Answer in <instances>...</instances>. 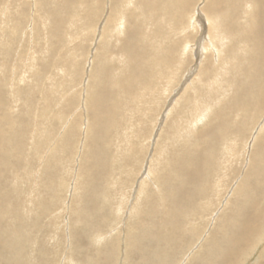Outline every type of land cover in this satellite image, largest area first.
<instances>
[{"label":"rangeland","instance_id":"rangeland-1","mask_svg":"<svg viewBox=\"0 0 264 264\" xmlns=\"http://www.w3.org/2000/svg\"><path fill=\"white\" fill-rule=\"evenodd\" d=\"M54 1L58 2V0H54ZM75 1L78 2V0H72V2H75ZM37 2H39V0H0V53H1V56H0V98L2 96V98L0 99V102H1L0 111L3 110V105L7 103V101L9 100L13 101L11 105L12 107H14V110H15L14 112L18 111L17 113H20V112L23 113L22 114L23 118L21 117L19 118L21 119L22 124H27L24 128L25 129L32 128V125H30L31 123L28 122L30 113L27 111V106L29 105L32 106L31 103H33V101L31 102L29 100V96L31 95L36 96V98L38 99H35L33 103V108H34L33 114H34V117L37 119L38 124H36V130L35 129L33 130L36 132V135L34 136L36 140L38 139V137L40 140H42V144L38 146L40 149V153H39L41 155V156L39 155L40 158L35 157L34 154H31V152L27 148L25 149V152L23 151L20 152V154H23L21 157L19 156V159H18V163L19 162L21 163L20 164L21 167L24 168L26 166V167H29V169H32V167L34 166L33 167L34 170H32L33 172H30L31 174H29V176H25L23 173L24 171L20 173V176L17 180L15 177L7 173H6L7 177L5 176L6 175L5 173H2V177L0 176V182H1L0 188H2V185L4 187L5 185L9 186L8 187L9 190L7 189L8 192H4L2 189L0 191V198H2L0 200V209H1L0 210V221H1L0 222V249H1L0 250V264H26V262L23 261L24 258L26 260H29L27 261V264H34L36 262L38 264L40 263L49 264L50 262L51 264H167V262H169L168 264H171V263L172 264H194L195 262H196L195 264H202V262L205 261V256L207 254V250L205 251V253H202V249H203L202 247H204L203 246L204 243L208 240V244H209V242L211 241L210 244L211 243L213 244L211 248V253L218 251V242H219L218 237H219L221 228L223 227V222H222L223 217L224 215L233 216V212L237 211L236 208L240 207L241 199L234 202L235 207L231 210V212H230V209L227 208V205L229 204L230 200L234 201V199L236 198L235 190L237 189V186L243 179L242 178L243 175L246 173L248 169L249 157L253 149L252 147L256 141L255 139L257 138L258 135L261 136L264 133V111L259 116V118H258V115L255 117L256 119L258 118L255 123H253L255 121L254 119L252 120L251 126L247 127L248 130L250 129V131L245 134L244 139H243L244 143L242 144V149L245 152V154L243 153L244 154L243 155L241 153V158L238 161H234L233 159H230L228 164L226 162H223L222 164H220L218 161H216L213 167H209L205 169L204 171H202L201 170V166H202L201 160L202 159L199 157L198 154H197L198 155L197 157L198 159H197L195 155H191V154L188 155V153L186 152L184 153L183 147L178 149L179 153H176V155L180 158H183V157L185 158L183 165L186 169L182 172L187 173L188 176H191L192 172L193 174L196 171L199 173V177H200V178L198 177V182L200 186L199 188H201L202 184L204 185V187L207 188L209 198L204 199V202L206 204L212 205V209H211L212 211L209 210L210 212L205 213L203 212V210L205 209L204 207L197 206L198 213L195 214L196 207L194 205L201 199L198 196L194 197L193 199L190 197L191 199L188 202L186 200L182 202L181 199L176 198V199H179L178 205L180 208H177L176 206L172 207V204H170L171 198L168 197L162 203L161 202L157 203L155 200L151 204V206L155 205L156 203L157 205L160 203L161 204L159 208L158 207L154 208L156 206L155 205L152 208L153 212H151L150 214L147 210L149 203L148 201L145 203V201L146 199L147 200L153 199L152 194L157 193L158 190L156 189L155 182H152V181L149 182V180L146 179L148 168H150L151 164L153 166L154 165L159 166L158 162H164L161 156L162 157L164 156L166 158L168 154H170V156L172 154H175L169 151V149L166 150L167 147H164L166 144L164 141H166V139L168 138L167 136L173 130V127L177 128V125L182 124L177 120L178 115L176 116L175 111H172V109L177 111V105H175L176 102L174 104L172 103L173 105L172 104L169 105L168 103L169 97L167 96L168 94L167 88H169V86L167 85V83H164V82L161 83L159 86L158 93L160 91L159 94L163 95L164 92L166 91V94H164L163 97L161 96L159 99L160 106L158 108L159 110L157 109L158 112L157 110L153 111V107L150 106V103H151V101H149L150 98H148L147 102L145 101V99L148 96L147 94L144 95L145 93L144 90L140 89L139 90L140 93H138L139 96L136 94L137 96L136 98L135 93H137L138 88L128 89L127 87L123 89L124 92L122 90L113 91L114 88L108 87L106 89V96L100 97L102 101L100 99L99 101L97 100L98 101L97 104L92 105V107H94V109H92L91 105L89 104L91 103V98H90L89 93L86 94V91L90 92L89 86L93 85L92 74L97 70L98 68L97 65L99 63H103V65L110 64L112 69L109 70L110 72H108L107 74L108 76H110V73L112 75L114 74V71L116 69V68H113L112 66L114 64L119 65L121 68H124L125 70L129 71L131 70L130 66L132 65V64H129L130 60H128L129 62L127 61L129 54L127 56L125 54V60H124V56H121V54L119 55L114 54L113 63H111L110 59H108L107 62L98 60L97 58V54L99 53L98 51L99 49L103 47L101 44V36L104 30L102 29L103 28L102 24H104V19H102V17H100V19L97 20L96 22L93 20L83 19L81 20V22L76 23V22H73L71 19V16L68 15V17L65 20L64 27L62 24L60 28L61 35L59 34V36H62V38L59 37V39H57L55 42L52 41L51 39V43L54 46V49L52 48L49 49L48 42L44 35L45 32L43 30L48 31V29L51 28V25L48 26V21L47 19H45L46 17H44L45 13L40 11V8H39V5L41 3L39 2L38 3L39 5H38ZM79 2H81L80 3L81 6H79V4H76L77 6L76 9L83 10V0H79ZM207 2L208 0H198V1L195 0L194 6L191 8L188 14L190 17L187 16L188 23H189L190 18H192L193 19L192 21L194 22V23L193 22L189 23V26L187 25L188 27L187 32L191 33L192 37H195L193 38L194 42L192 41L189 43V45H191L190 46L191 49L190 51H188V57L190 58V59L188 58L190 60L189 67L196 65V64L202 65L205 62L204 61L205 58L203 54L207 56L208 52L211 53L210 50L208 51L207 49H203L204 44H206L207 40H209L208 34H207V31H208L207 23L210 22L209 20L210 17H209V13L205 9V5L207 4ZM130 5L131 6L128 7V10L134 9L136 10L137 14L140 15L141 7H142L141 3L138 2L137 0H133L132 4ZM52 6L54 7V4ZM40 7H41V10L46 11V9L44 7L42 8L41 5ZM249 7L250 5L249 6L244 5L243 7L244 10L241 14L242 17L239 16L240 20L241 18L244 19L245 17H247L246 14L251 10L250 9L251 7L250 8ZM50 11H52V9H50ZM244 12H246L245 14L246 16L244 15ZM17 13H19V18H20V15L25 17L23 18V21H22V23H24L23 30L13 32L12 24L16 22ZM32 19L34 20L32 21ZM198 19L200 20L198 21ZM57 22L58 24H60L59 20H57ZM85 24L88 25L87 29L83 27V25ZM91 25H93V28H92L93 31L92 30L89 31V27ZM191 27L193 28L194 32L191 31L192 30ZM150 31L151 30L149 27V30L146 32L149 33ZM18 32H19V36H17ZM72 33L74 37L73 39L70 38V35H72ZM206 35H207V39H206ZM9 38H11L10 42H7L6 44V41ZM38 38L40 39L38 40ZM125 39H126V34L124 33L121 42L124 41ZM133 41L134 39H132V42ZM199 42L201 43L200 49H203L200 51V54L198 52L199 49L197 50V44ZM22 43L23 44L25 43V45L26 44L27 45L26 46L22 45ZM5 46L10 50V52L5 55L6 57L2 55V49ZM204 50L206 52H203ZM49 51L51 52V54ZM9 54L10 56H8ZM42 60H43V64L41 62ZM5 62H6V66H5ZM17 69L21 71V72L19 71V74L17 72H16L17 74L15 73ZM47 70H49L48 71L49 73L46 72ZM199 70L202 71L203 66H201V69ZM36 72L37 73L39 72L38 74L39 76L36 75L37 74ZM51 76H52V79H51ZM7 77L9 81H14V84L18 85L20 89L23 91V94H25L26 96L25 97L26 105L24 104V106H21L20 102L22 100H19L21 99V97L19 95H15L14 91L10 90L9 84L7 86L5 85L4 87L3 81ZM37 77H39V79ZM190 80H192V78ZM58 81L60 83H58ZM181 83H182V80L179 79L174 89V92L171 93L170 96L175 94V91L177 90L179 91ZM86 84L88 85V87L86 86ZM16 85L14 86L16 87ZM85 87H87L88 90H86ZM117 92H120V93H117ZM12 93L15 95V98L13 99H12L13 97ZM98 93L99 91L95 94H98ZM176 93L177 94L175 95L177 99H180V97L183 96L181 95L182 94L181 91H179V93L178 92ZM225 94H228V92L226 91ZM94 96L95 95L93 94V97H92L93 99H94ZM3 97H5L6 100H4ZM23 97L24 96H22V99ZM130 97L132 98V100L129 101V103L127 104L128 106L127 108H124L123 110L120 109L117 111L114 109L115 102L118 104L120 103L123 104L124 98L127 99ZM164 97L167 99L166 102H164ZM58 98L60 99V101ZM14 100H17L16 103L14 102ZM73 100H74V103H73ZM162 100L163 102H161ZM96 105H101L102 108L100 106V110L98 109L96 110V108H98ZM103 107L105 108L107 107V108L104 109ZM169 107L171 111L169 110ZM61 108L63 109L61 110ZM213 111H215V107L213 108ZM95 112H97V115ZM167 113H169L168 114L169 116L167 115ZM0 115L1 116L3 115V111L0 112ZM4 116H6V114H4ZM108 116H110L112 119L114 118V120L105 119V118H108ZM122 117L126 121L124 123L125 125L121 123ZM174 118L176 119V121L174 120ZM205 121L207 120L203 119L200 121L198 118V121L196 120L195 122L197 126L196 125L193 127L190 125L188 126L187 130L192 132L191 138L193 140L194 145L187 144L186 146H189V148L187 147L189 150H187L185 146V150L187 152L192 153L191 151L195 149L196 147L195 145L196 143L194 141L195 133L197 135L200 134L199 129H201V125L202 126L205 125ZM163 122L167 125H165ZM89 125L91 126V128L89 127ZM172 125L174 126L172 127ZM18 128L22 129V126ZM70 128L73 129V131ZM202 128H205V127H202ZM182 129H184V127H182ZM89 130H91L92 132L91 134L89 133ZM95 130H97V132ZM106 130L109 131L108 136L113 141L111 145L108 144V140L106 141L104 140L105 138L104 134ZM167 130L170 131L168 132L169 134L167 133ZM210 130H211V127L209 128V131ZM11 133L16 135L21 132H17V130L15 131L14 129H12ZM139 133L141 134L140 137H139ZM88 134L90 137L88 136ZM100 135L104 136V138L100 137ZM119 135H121L120 137L126 136V140L120 139V137H118ZM49 136L51 137L50 139L51 142H49L50 140H48L50 138ZM92 136H95V137H92ZM158 136H160V139L162 141L158 138ZM17 138H21V137H17ZM45 138L47 139L45 140ZM146 138L148 139L146 140ZM52 139L54 140L52 141ZM55 140L59 144L55 142ZM46 141L49 143H47ZM64 141L67 142V146H65L66 144L64 143ZM158 142L159 144H157ZM124 143H126L125 144L126 146L124 145ZM58 145H62L63 147H59ZM106 145H110V146L106 147ZM127 145H130V146H127ZM154 145L157 147H155ZM128 147L130 148L128 149ZM60 148L62 150H60ZM51 153L53 155H51ZM222 153H217L218 155L217 158L222 159L223 161H226L225 154L223 151ZM119 154H122L123 157L122 158L117 157ZM90 155L92 157H90ZM155 155L157 156L154 157ZM42 157H44V159H41ZM110 157L118 161L121 159L120 161L122 162V164L118 166V164L120 163L117 164L114 161L109 162L108 160H110L109 159ZM160 158H161V161H160ZM194 158H196V160H194ZM46 161L49 162L48 166L44 165ZM216 163L220 164L219 167L217 166L218 169L215 168ZM257 163H259L258 158L256 160V164ZM39 164L41 165V167L39 166ZM123 166H127V168L133 167V172L134 171L136 172L133 175H130V174L127 175V173L124 172L125 170ZM231 166L233 167L235 172L229 176L227 167H231ZM255 168H256V165H255ZM214 169L217 171H215ZM34 172L36 173L38 172L39 174L38 177L32 176L34 175ZM52 172L53 174L55 173L56 174L51 176ZM257 172L259 174V171ZM176 173L177 172H174L173 174H176ZM178 173L181 174L180 171ZM9 175L13 179L10 178V180H8ZM56 177H57V181L55 180ZM212 177L214 181L212 180ZM23 178H24V181H23ZM37 178L40 180V182L38 181ZM190 180H192V178H190ZM204 180H206L207 182H204ZM19 182L20 184H18ZM26 184H28L29 186H26ZM43 185L45 188H43ZM173 186H176V185H173ZM29 187H33V188H29ZM37 187H39V190L34 189ZM259 187L260 186H256L255 188H259ZM22 188H23V191H22ZM41 188L44 190H41ZM15 189H16V193L14 192ZM32 189H34L36 192L29 193L30 191H34ZM162 189L161 191H163ZM24 190L25 191L27 190V191L26 193H24L25 195L23 197V192H25ZM47 190L50 191L51 193L47 192ZM219 191L222 193V195H220L221 193ZM257 191L259 192V194L256 193V195L260 198V200L263 199L259 203L260 207H258V210L261 208L263 209V212H262L263 222L260 223L261 227L259 229V231L262 232V236H261L262 238L264 236V198H263L264 192H262V190H257ZM12 192L16 194L15 198L17 197V194H19L17 197L18 200H14V204H13L14 195ZM27 192L30 195L29 194L27 195ZM6 193L8 195H6L5 197ZM101 193L102 195H100ZM187 194L190 195V192H188ZM44 195H45V198H44ZM10 198L11 199L13 198V199L11 200ZM22 198L24 199V202ZM180 198L182 197L180 196ZM5 199L7 201H5ZM30 199L31 201L32 200L33 201L31 202ZM25 201H28L29 203L28 202L26 203ZM72 202L76 205H74ZM6 203H10V205L12 203L13 209L11 208L10 211H7L4 206V204L6 205ZM184 203L186 204V206L188 207L190 206L189 210L193 214L186 213L190 211H186L185 208L183 210ZM143 205L146 209L145 210L146 215L148 214L149 217H152V216L154 218L156 217V219H154L153 220L154 223L151 224V221H148V219L145 218L144 219L145 226L137 230L136 228H134V225H133V222H135L133 220L134 219L133 217H134V213L136 212V209L139 210L138 207H141ZM16 207L19 208V211L15 210ZM32 207L34 209H36L35 207H37V210H33ZM85 207L86 208L89 207V209L87 208L86 210ZM2 208L5 210H2ZM70 208H72L73 211L72 209L70 210ZM173 209L179 210V211L174 210L176 213V216L174 217V219L171 216V210ZM246 211L249 213L251 212V210L249 209ZM20 212L22 213V215ZM50 212H51V215H50ZM93 212L95 214H93ZM106 212H108V214ZM166 212L169 213L167 216L164 214ZM227 212H230V214ZM242 212L243 211H241L240 213L237 212L235 214V216H237V220L241 221L240 223L241 227H242V221L243 219H245V216H246ZM101 213L103 214L101 215ZM15 214L18 215L17 216L19 218L18 220L12 219ZM33 214H34V217H33ZM23 215L27 216L28 218L26 217L27 219H25V216ZM35 217H37L38 219ZM54 218L57 222L54 220ZM28 219L30 222L28 221ZM32 219H34L35 221L33 222ZM102 219L105 220L103 223H101V221H103ZM22 220L26 222L25 227L21 226ZM48 220H51V221H48ZM59 220L61 223H58ZM70 220L71 221L73 220V221L71 222ZM67 222L70 224H68ZM17 223L20 224L23 230H21V228L18 229L17 225H16L17 228L14 227L13 229L15 230L18 229L16 233L17 232H18L17 234L21 233L24 236H19V235L13 236L12 234L14 232L13 233H11V231L7 232L8 227L12 228L13 225ZM39 223L41 225H39ZM56 223L58 225H56ZM176 223H177V226L179 227L185 226V230L183 231L177 230L178 227H175ZM1 226L5 228H2ZM2 230L4 232H1ZM47 230L48 231L52 230V234H51L52 237L47 236V233H48ZM55 231L57 234L55 233ZM235 234H237V231H235ZM259 237L257 238L256 235H254L253 240H251V242L249 241L250 245L248 247H246L248 243L244 244L245 250H243V253L244 255H247L248 257L245 258L246 259L245 260L243 258L244 256L243 255L242 258L239 259L238 263H235V264H258L263 260L264 258V237L262 238V241H261V238ZM23 238L27 239L26 244L23 248L24 250L28 252L26 255L20 254L22 255V257H15V259L13 260V255L10 251L11 245L13 244L14 246L16 245V251H17L18 246L22 248L19 245L20 242L18 240L19 239L22 240ZM48 241H50L51 243ZM47 243H49L50 245L49 244L47 245ZM8 245H10L9 251H7L9 247ZM255 245H258V246H255ZM37 248L40 251H37ZM94 248L98 249L99 253L94 255V252L96 250V249L93 250ZM72 249H73V252L71 251ZM251 249H254V250H251ZM34 250L35 252L37 251L39 258L36 257L35 259H31V256L29 253L34 252ZM56 250H59V251H56ZM168 251L170 253H168ZM172 252L174 256H170V255H173ZM136 254L138 255V257ZM218 254H220V252ZM224 254H226V252L223 251L222 256ZM8 257H10V259L12 260L11 261L9 260L10 262L8 261L7 263H5L6 260L9 259ZM91 257H93L92 259L96 260L97 263L89 262V259ZM192 257H193V260H192ZM50 258L52 259L50 260Z\"/></svg>","mask_w":264,"mask_h":264},{"label":"bare ground","instance_id":"bare-ground-1","mask_svg":"<svg viewBox=\"0 0 264 264\" xmlns=\"http://www.w3.org/2000/svg\"><path fill=\"white\" fill-rule=\"evenodd\" d=\"M137 1L140 2L142 5L140 15H138L136 10H134V9L128 10V7L131 6L130 4H132L133 0H83V10L76 9V7H77L76 4H79V6H81V4H80L81 2H79V0H78V2L77 1L72 2V0H58V2H56L54 0H39V2L41 3L40 5L42 6V8L44 7L46 9V11L41 10L40 5L38 4L39 2H37V4L39 5L40 11L45 13L44 17H46L45 19H47V21H48V26L51 25V28H49V29L47 28L48 31L43 30L45 32L44 35H45V38L48 42L49 49L50 48L54 49V46L51 43V39H52V41L55 42L57 39H59V37L62 38V36H59V34L61 35V33H60L61 25L63 24V27H64L65 20L68 17V15H70L72 21L76 22V23L81 22V20H83V19L93 20L95 22L97 20H99L100 17H102V19H104V24H102L103 25L102 29H104V30H103V33L101 36V44L103 47L101 46L102 48L99 49V51H98L99 52L97 54L98 60H100V61L102 60L104 62H107L108 59H110L111 63H113L114 54L115 55L121 54V56H124V60H125V54H126V56L129 54L127 61L130 60V62L129 61L128 62H129V64H132L130 66L131 70H129V71L125 70L124 68H121L119 65L114 64V65H112L113 68H116L114 71V74L112 75L110 73V76H108L107 74H108V72H110L109 70L112 69L110 64H104L103 65V63H99L97 65V67H98L97 70L92 74L93 85H90L91 84L90 83L89 84L90 85L89 86L90 92L86 91V94L89 93L90 98H91V103H89L91 105V107H92V105L97 104L100 97L106 96V89L108 87L114 88L113 91H115V90L121 91L122 90L123 92H124L123 89L125 87H127L128 89L129 88L130 89L138 88V91H137V93H135V96H136V94L138 95V93H140L139 92L140 89L144 90L145 91L144 95L147 94V96H148L145 99V101L147 102L148 98H150L149 99V101H151L150 106H152L153 111H155L160 106V104H159L160 97L161 96L163 97V95L166 94L165 90H164L165 92L163 95L159 94L160 91L158 93L159 86L163 82L167 83V85L169 86V88H167V90H168L167 96L169 97L168 103L170 105V104H172V103L174 104L176 102L175 105H177V111L173 110V109H172V111H175L176 116L178 115L177 120L182 124L177 125V128H174L173 127L174 125H172L173 130L171 132L167 130V133L170 132V134L168 133L169 135L167 136L168 138L166 139L167 142L164 141L166 143V144L164 143L165 144L164 147H167L166 150L169 149V151H171L172 153H175V154H172L171 156H170V154H168L166 158L164 156L163 157L161 156V158L163 159L164 162H158L159 166H155V165L153 166L151 164L150 168H148V172L146 174L147 175L146 179L149 180V182H151V181L155 182L156 189L158 190V192L152 194L153 199H150V198H149L150 200L146 199L145 203L147 201L149 203L147 210L151 214V212H153L152 208L155 205L156 206L154 208H156V207L159 208L160 204L163 201H165V199L168 197L171 198L170 204H172V207L176 206L177 208H180L178 205L179 199H181L182 202H184V200H186L188 202L191 198L193 199L194 197L198 196L201 199H200V201H198L194 205L196 207L195 208V214L198 213L197 206L204 207L205 209L203 210V212L208 213V212L212 211L211 210L212 205L206 204L204 202V199L209 198L207 188L204 187L203 184L201 185V188H199L200 187L199 182H198L199 173L196 170H195L196 172L194 174L192 172L191 176H188L187 173L182 172L186 169L183 165L185 158L184 157L183 158L178 157L176 155V153H179L178 149L183 147L184 153L186 152V153H188V155H190V154L195 155L196 158L199 155V157L202 159L201 160L202 161V163H201L202 164V166H201L202 171H204L205 169H207L209 167H213L215 165L216 161H218L220 164H222L223 162H226L228 164L230 159H233L234 161H238L241 158V153L245 154V152L242 149V144L244 143L243 139H244L245 134L250 131V129L248 130L247 127L251 126L252 120H254V119H255V121L253 123H255L257 121V119L259 118V116L264 111V0H208L207 4L205 5V9L209 13V17H210L209 18L210 22L207 23L208 24L207 25L208 31L206 30L209 40H207L206 44L203 43L204 44L203 49H207L208 51L210 50L211 53L208 52L209 55L207 54V56L205 54H203L204 58H205V60L204 59L203 60L205 62L202 65L196 64V65H193L191 67H189V61H190L189 59L190 58L188 57V51H190V49H191L190 48L191 45H189V43L192 42L193 38H195V37H192V34L187 32V29H188L187 25L189 26V23L193 22L192 21L193 19L190 18L189 23H188L187 22L188 21L187 16H189L188 14H189L191 8L194 6L195 0H137ZM53 4H54V7L52 6ZM244 5H248V6L250 5L251 8L250 7L249 8L251 10L247 14H246V12H244V15L246 14L247 17H245L244 19L241 18V20H240L239 16H241V14L244 10V8H243ZM49 7H50V9H52V11H50ZM192 11H193V9H192ZM206 16H207V14H206ZM16 17H17L16 22L14 24H12L13 32L23 30V24L24 23H22V21H23V18H25V17L20 15V18H19V13H17ZM33 20L34 19H32V21ZM57 20H59L60 24H58ZM199 20L200 19H198V21ZM148 25H149L150 30H151L149 33L146 32L149 30ZM83 27L87 29L88 25L85 24V25H83ZM146 27H147V29H146ZM92 28H93V25H91L89 27V31H91ZM191 29H192L191 31H193L192 27H191ZM196 32H197V30H196ZM124 33L126 34V39L121 42ZM33 34H35V33H33ZM17 36H19V32H18ZM70 38L71 39L74 38L73 33H72V35H70ZM10 39L11 38H9L6 41V44H7V42H10ZM39 39L40 38H38V40ZM132 39H134L133 42H132ZM206 39H207V35H206ZM65 44H66V42H65ZM22 45H25V43L24 44L22 43ZM58 47H59V45H58ZM200 48H201V43L199 42L197 44V50L199 49L198 50L199 54H200V51L203 50ZM9 52H10V50L6 46L2 49V55L4 57H6L5 55ZM101 52H102V54H101ZM203 52H206V51L204 50ZM50 54H51V52H50ZM0 56H1V53H0ZM8 56H10V54ZM22 58H23V56H22ZM41 62L43 64V60ZM5 66H6V62H5ZM125 66H127V65H125ZM201 66H203L202 71L199 70V69H201ZM19 71L20 70L17 69L15 71V73L17 72L19 74ZM48 71L49 70H47L46 72H48ZM38 74H39V72L36 75L39 76ZM37 78L39 79V77H37ZM191 78H192V80H190ZM6 79L3 81L4 87H5V85L7 86L9 84L10 90L14 91L15 95H19L21 97V99H19V100H22L20 103H21V106H24V104L26 102L25 101V97H26L25 94H23V91L20 89V87L18 85L14 84V81H9L8 77ZM23 79H25V78H23ZM51 79H52V76H51ZM179 79L182 80L179 91H181L182 94L181 93L180 94L183 96H181L180 99H177L175 94H177L176 92L179 93L178 90L175 91V94H173L172 96H170V94L174 92V89H175L176 84L178 83ZM5 81H7V82H5ZM58 83H60V82L58 81ZM14 85H16V87ZM86 86L88 87L87 84H86ZM87 87H85L86 90H88ZM98 91H99V93L95 94ZM226 91L228 92V94H225ZM45 92H47V91H45ZM53 92H54V90H53ZM83 92H85V91H83ZM92 92L95 95L94 99L92 98L93 97ZM117 93H120V92H117ZM37 94H39V93H37ZM15 95L13 94L12 99L15 98ZM22 96H24L23 99H22ZM1 98H2V96H1ZM3 98H4V100H6L5 97H3ZM85 98H87V97H85ZM136 98H137V96H136ZM35 99H38V98H36V96H34V95L29 96V100L31 102L33 101V103H34ZM131 100H132V98L130 97L127 99L124 98L123 104H121V103L118 104L115 102L114 109L117 111L120 109L123 110L124 108H127L128 107L127 104ZM16 101L17 100H14L15 103H16ZM59 101H60V99H59ZM83 101H85V100H83ZM166 101H167V99L164 97V102H166ZM12 102L13 101L9 100V101H7V103H5L3 105V110H1V111H3V115L2 116L0 115V124H1L0 125L1 126L0 127V176L2 177V173H5V174L7 173V174H10L11 176L15 177L17 180L22 171H24L23 173L25 176H29V174H31L30 172H33L32 170H34V168H33L34 166L32 167V169H29V167H26V166L24 168L21 167V165H20L21 163L20 162L18 163V159H19V156L21 157L23 154H20V152L21 151L25 152V149L27 148L31 152V154H34L35 157L40 158L41 155L39 154L40 149L38 146H40L42 144V140H40L39 137L36 140V138L34 137L36 135V132L33 129L36 130V124H38V123H37V119L34 117V114H33V109H34L33 103H31L32 106H30V105L27 106V111L30 113L29 118H28L29 119L28 122L31 123L30 125H32V128L25 129L24 127L27 124H22L21 119L19 118V117L23 118L22 117L23 113H21V112L17 113L18 111L14 112L15 111L14 107H12V105H11ZM161 102H163V100ZM68 103H69V101H68ZM73 103H74V100H73ZM111 103H112V101H111ZM0 104H1V102H0ZM162 104H164V103H162ZM4 106H5V108H4ZM17 106H18V104H17ZM69 106H70V104H69ZM96 106L98 107V108L95 107L96 110L97 109L100 110L101 105H96ZM214 107H215V111H213ZM85 108H87V107H85ZM101 108H102V106H101ZM103 108L106 109L107 107L106 108L103 107ZM62 109L63 108H61V110ZM92 109H94V107H92ZM158 110H157V112H158ZM169 110H170V107H169ZM67 112H69V111H67ZM95 113L97 115V112H95ZM160 113H161V111H160ZM4 114H6V116H4ZM107 114H108V112H107ZM168 114L169 113H167V115ZM154 115H156V114H154ZM257 115H258V118L256 119L255 117ZM148 117H149V115H148ZM171 118H173V117H171ZM175 118H174V120L176 121ZM198 118L200 121L203 119H206L207 121H205L204 126L201 125V129H199L200 134L197 135L195 133V137L193 135V137L195 139L194 141L196 143L195 144L196 147L193 151H191L192 153H189L185 150V146L187 144L194 145V143H193V140L191 138L192 132L188 131L187 128L189 125L192 127L195 126L196 125L195 122H196V120L198 121ZM105 119H112V118L110 116H108V118H105ZM112 120H114V118ZM121 120H122L121 123H123V124L126 122L125 119H123V117ZM103 121H104V119H103ZM105 125H107V124H105ZM165 125H167V124H165ZM20 126H22V129L18 128ZM108 126H109V124H108ZM168 126H170V125H168ZM89 127L91 128L90 125H89ZM182 127H184V129H186V130L182 129ZM202 127H205V128H202ZM210 127H211V130L209 131ZM12 129H14L15 131L17 130V132H21V133H18L15 135V134L11 133ZM176 129H178V130H176ZM71 130L73 131V129H71ZM98 130H100V129H98ZM46 131H48V130H46ZM49 131H50V129H49ZM95 131L97 132V130H95ZM146 132H148V131H146ZM89 133L90 134L92 133L91 130H89ZM44 134H45V132H44ZM49 134H50V132H49ZM104 135H105V138L102 135H100V137H103L105 141L108 140V144L111 145L113 141L108 136L109 131L106 130ZM140 135L141 134L139 133V137H140ZM50 136H52V135H50ZM88 136H89V134H88ZM95 136H92V137H95ZM120 136L121 135H119L118 137H120ZM17 137H21V138H17ZM158 138L160 139V136H158ZM46 139L47 138H45V140ZM50 139H51V137L48 140H50ZM120 139L126 140V136H122V137H120ZM147 139L148 138H146V140ZM12 140H14V141H12ZM53 140L54 139H52V141ZM91 140H93V139H91ZM97 140H99V139H97ZM255 140L256 141L252 147L253 149H252V152H251L250 157H249L248 169H247L246 173L243 175V177H242L243 179L241 180V182L237 186V189L235 190V197L236 198L233 197V198H235L234 201L230 200L231 202L229 201V204L227 205V208L230 209V212H231V210L235 207L234 202L241 199L240 207L236 208L237 211L233 212V216L232 215L231 216L224 215L223 221H222L223 227L221 228V231H220L219 237H218V241H219L218 242V251L211 253V248L213 246L212 243L210 244L211 241L209 242V244H208V240L204 243V245H203L204 247H202L203 248L202 253H205V251L207 250V254L205 256V261L203 260L204 262H202V264H235V263H238L239 259L242 258V256L244 255V253H243V250H245L244 244L248 243V245L246 246V247H248L250 245L249 241L251 242V240H253L254 235H256L257 238L259 236H260L259 238H261V236H262V232L259 231V229L261 227L260 223L263 222L262 221L263 209L261 208L258 210V207H260L259 203L263 199L260 200V198L256 195V193L259 194V192L257 190H262V192H264V133L261 136L258 135ZM161 141H160V143H161ZM49 142H51V140ZM49 142H47V143H49ZM55 142H57V141L55 140ZM55 142H54V144H55ZM96 142H98V141H96ZM64 143L66 144L65 146H67V142L64 141ZM126 143H127V141H126ZM126 143H124V145ZM157 144H159V142ZM110 145H106V147H109ZM58 146L63 147L62 145H58ZM127 146H130V145H127ZM155 147H157V146H155ZM187 147L189 148V146H186V149L189 150ZM129 148L130 147H128V149ZM60 150H62V149L60 148ZM159 150H160V148H159ZM222 151L225 154L226 161H223L222 159L217 158L218 157L217 153H222ZM162 153H163V151H162ZM102 154H104V153H102ZM152 154H154V153H152ZM51 155H53V154L51 153ZM91 155H92V153H91ZM91 155H90V157H92ZM156 156L157 155H155L154 157H156ZM117 157L122 158L123 155L119 154ZM151 157H152V155H151ZM159 157H158V159H159ZM130 158H132V157H130ZM161 158H160V161H161ZM196 158H194V160H196ZM257 158L259 159V163L256 164ZM41 159H44V157H42ZM109 159H110V160H108L109 162L114 161L117 164L120 163V164H118V166L122 164V162L120 161L121 159L119 160L120 162L116 159H113L112 157H110ZM154 161H155V159H154ZM35 162H37V161H35ZM83 162H85V161H83ZM22 163H23V161H22ZM48 163L49 162L46 161L44 163V165L48 166ZM219 163H216V166H215L216 169H218V167L220 165ZM156 164H157V162H156ZM255 165H256V168H255ZM30 166H32V165H30ZM39 166L41 167L40 164H39ZM123 168L125 170L124 172L127 173V175H129V174L133 175L136 172V171L133 172V167L127 168V166H123ZM227 168H228V173H229L228 175L229 176L235 172L232 166L227 167ZM179 171L181 172L182 175L178 173ZM215 171H217V170H215ZM257 171H259V174ZM174 172H177L176 173L177 175L173 174ZM7 174L5 175L6 177H7ZM26 174H28V175H26ZM51 174H52L51 176H53L56 173L53 174V172H52ZM10 175H9L8 180H10V178H12ZM38 175H39L38 172L37 173L34 172V175H32V176L38 177ZM57 177L55 179L56 181H57ZM15 178H14V180H15ZM94 178H96V177H94ZM190 178H192V180H190ZM212 180L214 181L213 177H212ZM218 180H220V179H218ZM23 181H24V178H23ZM38 181L40 182L39 179H38ZM251 181H253V182H251ZM5 182H7V181H5ZM8 182H10V181H8ZM204 182H207V181L204 180ZM14 184H15V182H14ZM18 184H20V182ZM173 185H176V186H173ZM26 186H29V185L26 184ZM256 186H260V187L255 188ZM8 187L9 186H7V185H5V187L2 185V188H0V191L2 189L4 192H8L7 191ZM17 187H16V189H17ZM29 188H33V187H29ZM43 188H45L44 185H43ZM11 189H10V191H11ZM16 189L14 190L15 193H16ZM34 189L39 190V187L34 188ZM34 189H32V190H34ZM161 189L163 191H161ZM41 190H44V189L41 188ZM17 191H18V189H17ZM22 191H23V188H22ZM26 191L23 192V197H24V195H25L24 193H26ZM21 192H20V194H21ZM31 192L34 193L36 191L35 190L30 191L29 193H31ZM47 192L51 193L48 190H47ZM188 192H190V195L187 194ZM15 193H13L14 199L12 198L13 204H14V200H18L17 197L19 195V194H17V197L15 198V195H16ZM29 193L27 192V195ZM6 195H8V194L6 193L5 197H6ZM100 195H102V193ZM220 195H222V193ZM180 196L182 198H180ZM263 196H264V193H263ZM20 197H22V196H20ZM44 198H45V195H44ZM83 198H84V196H83ZM176 198H179V199H176ZM1 199L2 198H0V200ZM81 199H82V197H81ZM155 200L157 203H159V202H161V203L158 205L156 203L155 205L151 206V204ZM5 201H7V200L5 199ZM30 201H31V199H30ZM37 201H39V200H37ZM20 202H22V201H20ZM23 202H24V199H23ZM25 202L27 203L28 201H25ZM21 205H22V203H21ZM74 205H76V204H74ZM144 205L141 207H138L139 210L136 209V212L134 213V217H133L134 219L133 220L135 222H133V225H134V228H136L137 230L139 228H142L143 226H145V222H144L145 218L148 219V221H151V224H153L154 223L153 220L156 219V217L154 218L152 215H151L152 217H149L148 214L146 215V213H145L146 209H145ZM183 205H184L183 210L185 208L186 211H190L189 210L190 206L189 207L186 206L185 203ZM4 206H5L7 211H10L11 208L13 209L12 203H11V205H10V203H6V205L4 204ZM46 207H47V205H46ZM35 208L36 209L33 208V210H37V207H35ZM87 208L89 209V207H87ZM87 208H86V210H87ZM71 209L72 208H70V210ZM196 209H197V211H196ZM248 209L251 210L250 213L246 211ZM2 210H5V209L2 208ZM15 210L19 211V208L16 207ZM56 210H57V208H56ZM174 210H178V209L171 210V216L173 219L176 216V213ZM72 211H73V209H72ZM241 211H243L242 213H244V215H246L245 219H243V221H242V227L240 226L241 221L237 220V216H235V214L237 212L240 213ZM230 212H227V213L230 214ZM106 213L108 214V212H106ZM186 213L193 214L191 211L186 212ZM93 214H95V213L93 212ZM102 214L103 213H101V215ZM164 214L167 216L169 213L166 212ZM21 215H22V213H21ZM48 215H49V213H48ZM50 215H51V212H50ZM17 216L18 215L15 214L12 219L18 220L19 218ZM23 216H25V215H23ZM23 216H22V218H23ZM26 217L27 216H25V219L28 218V217L27 218ZM33 217H34V214H33ZM42 217H44V216H42ZM103 217H105V216H103ZM35 218H37V217H35ZM71 219H73V218H71ZM97 219H99V218H97ZM32 220H33V222L35 221L34 219H32ZM51 220H48V221H51ZM54 220H55V218H54ZM28 221H29V219H28ZM88 221H90V220H88ZM104 221L105 220L101 221V223H103ZM95 222H96V220H95ZM58 223H61L60 220ZM68 224H70V223H68ZM16 225H17L18 229L21 228V230H23L22 227H25L26 222H24L22 220V225H21L22 227L18 223L13 225L12 228L8 227L7 232L8 231H11V233L14 232L12 234L13 236H18V235L24 236L21 233H19V234H17L18 232L16 233V231L18 229L17 230L13 229L14 227H16ZM39 225H41V224L39 223ZM56 225H58V224L56 223ZM40 227H42V226H40ZM175 227H178L177 230H182V231L185 230V226L179 227V226H177V223H176ZM232 227H233V229H232ZM2 228H5V227H2ZM235 231H237V234H235ZM1 232H4V231L2 230ZM47 232H48L47 236L48 237L51 236L52 230L51 231L47 230ZM55 233H56V231H55ZM97 233H99V232H97ZM92 234H93V232H92ZM135 235H136V233H135ZM153 236H155V235H153ZM26 238H23L22 240H20V239L18 240L20 242L19 245L22 248H20L18 246L17 251H16V245L15 246H14V244L11 245V248H10V245H8L9 247H8L7 251H9V248H10V251L13 255V260L15 259V257H22V255L27 254L28 251L24 250V248H23L26 244V241H27ZM262 238H261V241H262ZM55 240H57V239H55ZM85 240H87V239H85ZM182 241H184V240H182ZM48 242H50V241H48ZM214 242H216V241H214ZM259 243H261V242H259ZM48 244L49 243H47V245ZM96 244H98V243H96ZM255 246H258V245H255ZM51 247H52V245H51ZM47 248H48V246H47ZM95 249L96 248H94L93 250H95ZM254 249H256V248H254ZM254 249H251V250H254ZM37 251H40V250H38V248H37ZM37 251L35 252V250H34V252L29 253L31 256V259H35L36 257L39 258ZM56 251H59V250H56ZM71 251L73 252V249ZM223 251L226 252V254H224L222 256ZM219 252H220V254H218ZM97 253H99L98 249L95 250L94 255ZM168 253H170V252L168 251ZM175 253H177V252H175ZM20 254H22V255H20ZM172 254H173V252H172ZM30 256H29V258H30ZM46 256H47V254H46ZM170 256H174V254L170 255ZM41 257H42V255H41ZM137 257H138V255H137ZM247 257H248L247 255L243 256L244 259ZM8 258L9 259H7L6 262L4 261L5 263H7L9 260L10 261L12 260V259H10V257H8ZM71 258H73V257H71ZM92 258L93 257H91L89 259V262H96L97 263V261L93 260ZM51 259L52 258H50V260ZM192 260H193V257H192ZM23 261L26 262V264H27V261H29V260H26L24 258ZM168 261H169V259H168ZM147 263H148V261H147ZM168 263L169 262H167V264ZM34 264H38V263L36 262ZM49 264H51V262ZM258 264H264V258Z\"/></svg>","mask_w":264,"mask_h":264}]
</instances>
